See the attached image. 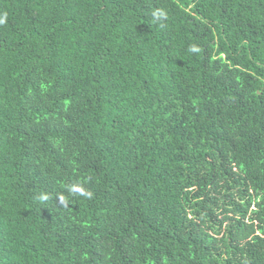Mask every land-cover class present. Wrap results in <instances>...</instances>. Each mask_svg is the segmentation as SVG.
<instances>
[{
	"label": "trees",
	"instance_id": "trees-1",
	"mask_svg": "<svg viewBox=\"0 0 264 264\" xmlns=\"http://www.w3.org/2000/svg\"><path fill=\"white\" fill-rule=\"evenodd\" d=\"M0 264H264V0H0Z\"/></svg>",
	"mask_w": 264,
	"mask_h": 264
},
{
	"label": "clouds",
	"instance_id": "clouds-1",
	"mask_svg": "<svg viewBox=\"0 0 264 264\" xmlns=\"http://www.w3.org/2000/svg\"><path fill=\"white\" fill-rule=\"evenodd\" d=\"M81 194H83L82 190H81ZM43 199H46V197H44Z\"/></svg>",
	"mask_w": 264,
	"mask_h": 264
}]
</instances>
